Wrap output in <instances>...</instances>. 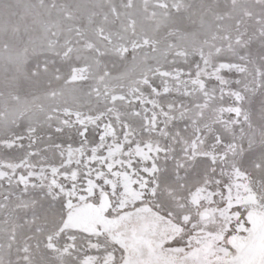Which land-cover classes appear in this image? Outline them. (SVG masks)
<instances>
[{
	"label": "snow or ice",
	"instance_id": "1",
	"mask_svg": "<svg viewBox=\"0 0 264 264\" xmlns=\"http://www.w3.org/2000/svg\"><path fill=\"white\" fill-rule=\"evenodd\" d=\"M0 264H264V0H0Z\"/></svg>",
	"mask_w": 264,
	"mask_h": 264
}]
</instances>
